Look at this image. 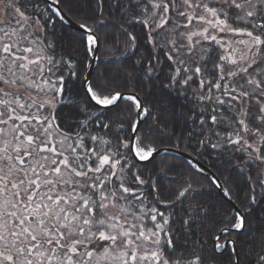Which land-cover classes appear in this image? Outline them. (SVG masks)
Instances as JSON below:
<instances>
[{
	"label": "snow or ice",
	"instance_id": "obj_1",
	"mask_svg": "<svg viewBox=\"0 0 264 264\" xmlns=\"http://www.w3.org/2000/svg\"><path fill=\"white\" fill-rule=\"evenodd\" d=\"M6 14L0 264H264V0Z\"/></svg>",
	"mask_w": 264,
	"mask_h": 264
},
{
	"label": "rangeland",
	"instance_id": "obj_2",
	"mask_svg": "<svg viewBox=\"0 0 264 264\" xmlns=\"http://www.w3.org/2000/svg\"><path fill=\"white\" fill-rule=\"evenodd\" d=\"M10 2H14V0H0V21H8L10 19L6 14V6ZM7 11H10V9H7Z\"/></svg>",
	"mask_w": 264,
	"mask_h": 264
},
{
	"label": "trees",
	"instance_id": "obj_3",
	"mask_svg": "<svg viewBox=\"0 0 264 264\" xmlns=\"http://www.w3.org/2000/svg\"><path fill=\"white\" fill-rule=\"evenodd\" d=\"M183 157L181 156V157H178V159H182ZM169 160H171V158H169ZM208 166L210 167V169L212 170V171H216V169L215 168H212L211 167V158L209 157L208 158ZM225 171H227V170H225ZM231 205H230V203H226L225 204V208L227 209L228 207H230ZM211 244H212V241L209 239L208 240V245L209 246H211Z\"/></svg>",
	"mask_w": 264,
	"mask_h": 264
},
{
	"label": "water",
	"instance_id": "obj_4",
	"mask_svg": "<svg viewBox=\"0 0 264 264\" xmlns=\"http://www.w3.org/2000/svg\"><path fill=\"white\" fill-rule=\"evenodd\" d=\"M71 27H72L73 29H77V25H75V24H72ZM77 30H78V29H77ZM210 171H212V170L210 169Z\"/></svg>",
	"mask_w": 264,
	"mask_h": 264
}]
</instances>
